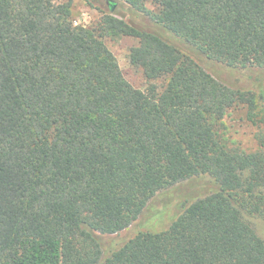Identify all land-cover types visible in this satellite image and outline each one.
<instances>
[{
    "label": "trees",
    "instance_id": "obj_1",
    "mask_svg": "<svg viewBox=\"0 0 264 264\" xmlns=\"http://www.w3.org/2000/svg\"><path fill=\"white\" fill-rule=\"evenodd\" d=\"M73 1L0 0V264H264V0Z\"/></svg>",
    "mask_w": 264,
    "mask_h": 264
},
{
    "label": "rangeland",
    "instance_id": "obj_2",
    "mask_svg": "<svg viewBox=\"0 0 264 264\" xmlns=\"http://www.w3.org/2000/svg\"><path fill=\"white\" fill-rule=\"evenodd\" d=\"M108 0H74L72 4V20L76 25L93 26L96 25L100 16L99 9L109 10ZM115 3L114 10L118 6L119 1L112 0ZM151 8V6L149 5ZM106 45L116 56L119 66L124 77L136 88L145 89L147 81L145 80L142 71L132 66L128 59V50L131 46L137 43V40L124 36L117 40L109 38L104 39ZM156 85H162L161 80L155 81ZM224 122L231 136L245 149H253L256 142L253 139L254 127L246 119L244 107H234L225 115ZM205 186L208 183L204 181ZM142 219V218H141ZM138 223L120 231L117 234L103 236V249L105 252L110 251L111 247L117 246L123 241L133 237L139 231L143 230L142 220ZM251 225L254 227L257 234L264 240V218L250 217ZM142 226V227H141Z\"/></svg>",
    "mask_w": 264,
    "mask_h": 264
},
{
    "label": "water",
    "instance_id": "obj_3",
    "mask_svg": "<svg viewBox=\"0 0 264 264\" xmlns=\"http://www.w3.org/2000/svg\"><path fill=\"white\" fill-rule=\"evenodd\" d=\"M107 4H108L110 12H112L114 10L115 3L110 1V0H108Z\"/></svg>",
    "mask_w": 264,
    "mask_h": 264
}]
</instances>
